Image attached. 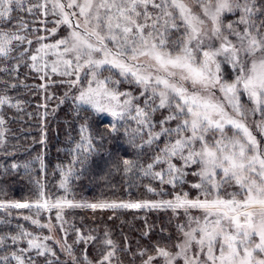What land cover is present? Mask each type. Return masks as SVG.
<instances>
[{
  "label": "snow or ice",
  "instance_id": "snow-or-ice-1",
  "mask_svg": "<svg viewBox=\"0 0 264 264\" xmlns=\"http://www.w3.org/2000/svg\"><path fill=\"white\" fill-rule=\"evenodd\" d=\"M21 69L42 81L33 87H64L59 104L71 102L78 138L69 136L70 159L56 165L62 195L46 190L42 154L19 163L8 148L5 109L23 105L9 92L28 87ZM0 149L12 159L5 173L31 176L35 161L41 173L34 200H0L9 229L0 264H125L120 253L127 264H264V0H0ZM105 156L126 176L158 182L145 188L160 198H69L73 178ZM13 209L34 211L23 220L48 235L12 230ZM72 209L170 210L175 233L161 227L153 240L145 222L147 242L133 249L107 227L69 224Z\"/></svg>",
  "mask_w": 264,
  "mask_h": 264
},
{
  "label": "trees",
  "instance_id": "trees-1",
  "mask_svg": "<svg viewBox=\"0 0 264 264\" xmlns=\"http://www.w3.org/2000/svg\"><path fill=\"white\" fill-rule=\"evenodd\" d=\"M40 19H44L41 17ZM48 27H52V17L48 18ZM32 18H29L30 27H42L37 21L36 24L31 23ZM63 34V28L60 29ZM44 34V33H41ZM58 38V37H57ZM26 69H21V79L28 87H17L15 91H10L9 95L23 101L22 111L17 112L15 109H5L8 116L11 117L7 127L10 129L8 133V148L14 150L15 159L19 163L34 160L38 155H43L47 171L43 175V182L47 192L52 195H62L58 189L59 172L56 171L57 164L67 163L70 159L67 153L69 144V136L78 138L76 132V122L74 114L71 110V102L59 104L57 97L63 95L65 88L60 86H49L46 90L33 87L39 85L42 81L39 80L36 74H30L25 78ZM52 93L51 99L46 100L45 97ZM59 104V107L57 105ZM46 105V107H44ZM47 112V115L41 116ZM44 134L45 142L41 143V134ZM115 150L117 145H111ZM120 149L123 150L121 144ZM12 159L6 158L3 150L0 149V165H9ZM79 169V165L77 166ZM41 173L39 170V162L33 163V172L31 176L26 175L21 168L17 172L8 173L0 168V200H34L36 198V186L31 181L39 179ZM151 183L154 187L159 188L158 182L151 181L149 178H140L139 174L126 176L122 171H116L111 168L107 157L104 159L94 157L84 168V171L79 175V178H73L72 192L69 198L76 200H85L88 202H96L100 200L120 201V200H143V199H159L160 197L148 193L145 185ZM185 190L188 189L186 184ZM191 195L194 197L196 192L193 190ZM165 199L169 197H164ZM54 213V212H53ZM52 213V214H53ZM23 215L35 216V212L28 210H12L11 226L15 230L17 223L23 224L25 228L33 233L39 234L42 231L43 235H48L47 229H37L29 221L23 220ZM183 214L181 213V216ZM112 217V219H109ZM172 217L171 211L163 210H128L120 209L113 213L111 210H99L93 212L91 209H72L66 210V219L69 224L74 223L81 228H93L98 226L100 232H103L107 227L112 238L123 243V237L127 236L135 249L137 240L141 244L146 243L141 237V231L144 230L145 222L152 226V239L157 238V233L161 227L169 229L175 233V228L169 223ZM0 219H8L7 214L0 211ZM48 217L45 213L41 214V222H46ZM52 221L55 217L52 216ZM68 227V225H66ZM8 226L0 224V232L8 231ZM56 237H61L58 227L56 229ZM75 239L74 232L69 231L68 243L71 244ZM50 245L52 241L48 242ZM82 247V246H81ZM59 254V249H56ZM80 249H77L79 253ZM90 259H98L99 255L95 247L88 249ZM35 258V254H33ZM61 260L65 257L60 254ZM119 258L128 262V257L120 253ZM45 258L38 259V264H44Z\"/></svg>",
  "mask_w": 264,
  "mask_h": 264
},
{
  "label": "rangeland",
  "instance_id": "rangeland-1",
  "mask_svg": "<svg viewBox=\"0 0 264 264\" xmlns=\"http://www.w3.org/2000/svg\"><path fill=\"white\" fill-rule=\"evenodd\" d=\"M253 127H254V126H253ZM230 190H231V189H230ZM192 215H201V213L198 212V211H196V210H193V211H192ZM45 216L48 217V214L45 213ZM52 216L55 217V213H53ZM56 233H57V231L55 230V232H54V235H55V236H56Z\"/></svg>",
  "mask_w": 264,
  "mask_h": 264
}]
</instances>
